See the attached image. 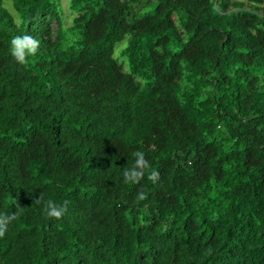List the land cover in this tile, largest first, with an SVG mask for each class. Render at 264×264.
<instances>
[{"label":"trees","instance_id":"obj_1","mask_svg":"<svg viewBox=\"0 0 264 264\" xmlns=\"http://www.w3.org/2000/svg\"><path fill=\"white\" fill-rule=\"evenodd\" d=\"M69 8L0 0V264H264V0Z\"/></svg>","mask_w":264,"mask_h":264},{"label":"clouds","instance_id":"obj_2","mask_svg":"<svg viewBox=\"0 0 264 264\" xmlns=\"http://www.w3.org/2000/svg\"><path fill=\"white\" fill-rule=\"evenodd\" d=\"M40 48V41L30 34L15 35L9 41V53L12 59L19 65H24L28 62L29 58L34 57ZM150 169V163L144 158L142 152L135 153V160L131 167H125L122 170V175L125 182L137 183L145 175V171ZM158 173L155 171L150 172V178L156 177ZM144 194L141 192L138 199L143 200ZM39 202V200L37 201ZM66 204H57L53 200L46 203L45 212L47 217L59 219L66 211ZM13 217L9 215H0V237H3L7 224Z\"/></svg>","mask_w":264,"mask_h":264},{"label":"rangeland","instance_id":"obj_3","mask_svg":"<svg viewBox=\"0 0 264 264\" xmlns=\"http://www.w3.org/2000/svg\"><path fill=\"white\" fill-rule=\"evenodd\" d=\"M5 6L13 16H16V14L13 13V11L11 10V7L9 4H6ZM61 7H62L63 21L65 23V26H69L71 24V18L73 16L69 8V0H61ZM53 27L54 29L56 28L55 24H53Z\"/></svg>","mask_w":264,"mask_h":264}]
</instances>
